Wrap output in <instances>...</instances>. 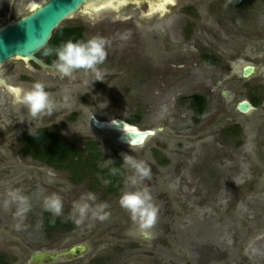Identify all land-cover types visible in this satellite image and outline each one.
<instances>
[{"label": "rangeland", "instance_id": "rangeland-1", "mask_svg": "<svg viewBox=\"0 0 264 264\" xmlns=\"http://www.w3.org/2000/svg\"><path fill=\"white\" fill-rule=\"evenodd\" d=\"M34 1L0 0V27L27 15ZM192 1L199 5L189 9L194 18L183 35L182 9ZM239 1L175 0L150 25L146 23L150 16H144L149 15L145 5L129 1L92 16L86 12L72 15L56 30L78 26L84 29L83 39L99 35L111 41L100 66L103 82L92 83L94 76L83 73L62 77L53 64L52 71L22 60L0 66V77L9 88L0 85V255L7 264H33V253L62 251L74 245H83L85 251L43 264H244V255L247 264H264V196L247 188L242 190L245 201L235 211L225 212L224 202L218 210V204H208L214 194L204 192L202 180L200 189L191 192L193 176L184 173L173 179L172 167L160 173L152 153L160 139L169 147L174 145L172 141L155 133L139 147L123 146L114 132L98 130L93 124L94 120L119 119L139 131H154L165 120L169 129H175L172 112L176 100L194 90L202 93L205 84L219 81L221 65L242 66L250 62V51L264 48V0ZM207 52L219 64L204 60ZM36 81L46 84L56 106L50 114L33 118L26 110H18L12 99L14 87H29ZM29 128L53 129L77 149L83 141L95 142L103 156L98 169L120 163L123 178L112 183L97 173L72 183L67 172L21 155L17 139ZM122 154L143 160L150 169L140 185L149 189L159 209L149 239L130 234V216L118 203L125 178L132 175L122 165ZM86 157L84 154L83 159ZM243 170L244 176L249 175L246 165ZM17 190L30 204L23 216H17L18 206L9 198ZM88 192L96 197L94 205H108L109 215L105 220L89 215L78 225L71 218L72 205ZM53 193L61 197L63 210L59 216L48 213L62 219V224H70V231L64 225L46 233L42 226L43 200ZM222 195L226 197L227 191ZM5 201H9L7 207ZM255 224L258 233L251 230Z\"/></svg>", "mask_w": 264, "mask_h": 264}, {"label": "flooded vegetation", "instance_id": "flooded-vegetation-1", "mask_svg": "<svg viewBox=\"0 0 264 264\" xmlns=\"http://www.w3.org/2000/svg\"><path fill=\"white\" fill-rule=\"evenodd\" d=\"M235 1L237 3L239 0ZM148 3L151 2L142 0L140 5H145L148 10ZM190 3L192 5L182 9L180 27L183 35L186 34L184 30L189 27L194 18L189 9L193 10L194 5H199L193 1ZM167 7L171 6L167 4ZM164 12L161 14L163 15ZM156 14L160 13L144 15L150 16L146 23H149ZM249 53L253 55L248 57L250 62L239 67L228 63L225 65L226 73L223 72L225 66L221 65L219 68L221 71L217 74L220 80L214 79L212 86L205 84L202 93L194 90L182 96L180 100H176L173 105L174 112H172V118L176 121L175 129H169L167 121L161 120L154 131L150 130L153 135L149 136L152 137L157 133L161 138L166 137V141L170 140L174 143L172 147H169L163 141L165 139H160L157 149L152 153L159 171L172 167L173 179L180 178L179 176L184 173L187 177L193 176L191 192L200 189L198 184L202 180L200 185H203L204 192L214 194L212 200L208 199V204H218V210H220V204L224 202L225 212L232 209L235 211L245 201L246 198H243L242 194L247 188L264 196V48L262 51L252 50ZM203 56L204 60L212 65L219 64L218 59L215 60V55L207 52ZM249 68L251 71L245 76V71ZM243 103L250 107L246 112H241L238 108ZM27 133L29 131L21 134L17 143ZM84 142L86 141L82 142L79 150L83 149ZM96 150L98 151L97 147ZM243 165L248 167L249 175L247 176H244L246 172L243 170ZM242 176L244 179L238 182L237 179ZM226 191L227 196L223 197L222 194H226ZM257 227V224L252 226V232L258 233ZM72 228L70 225V229L66 228V230L70 231ZM236 235L238 237L237 233ZM244 237L246 239V236ZM68 249L43 253H59ZM243 251L242 247L241 252ZM31 260L33 263L32 257ZM243 262L248 263L245 255ZM43 263L48 262L43 261L38 264Z\"/></svg>", "mask_w": 264, "mask_h": 264}, {"label": "clouds", "instance_id": "clouds-1", "mask_svg": "<svg viewBox=\"0 0 264 264\" xmlns=\"http://www.w3.org/2000/svg\"><path fill=\"white\" fill-rule=\"evenodd\" d=\"M110 43L111 41L105 37L93 35L83 40L69 39L55 49H46L43 54L55 55L53 66L62 77L71 78L76 73H83L94 76L92 83L103 82L104 70L100 66L106 60ZM45 89L46 84L39 81L33 82L29 87H14L12 103L18 107V110H26L27 114L33 118L41 114H50L56 102L51 93ZM81 107L86 106L81 105ZM29 134L34 135L35 129L29 128ZM107 161L113 163L111 160ZM122 165L130 169L132 175L126 176L125 190L121 192L118 203L130 216L133 225L130 234L149 239L153 236L152 229L156 225L159 209L153 202L149 189L140 185L144 178L149 177L150 169L143 160H137L128 154H122ZM118 171L119 169L113 167L111 174L115 175ZM9 198L18 206L17 216H23L29 210L28 197L20 191L10 192ZM95 200V195L88 192L83 194L79 201L73 203L71 218L76 224H81L89 215L100 220L108 218L109 213L106 211L108 205L104 203L94 205L92 202ZM8 203L9 201H5V207ZM43 207L56 216L61 215L63 210L61 197L55 193L45 197ZM16 227L19 228L20 225Z\"/></svg>", "mask_w": 264, "mask_h": 264}, {"label": "water", "instance_id": "water-1", "mask_svg": "<svg viewBox=\"0 0 264 264\" xmlns=\"http://www.w3.org/2000/svg\"><path fill=\"white\" fill-rule=\"evenodd\" d=\"M100 1L44 0L40 5L31 8L27 15L13 23L0 27V66L10 61L22 60L32 62L48 71L54 70L52 66L46 65L38 59L36 54L47 45L52 34L61 23L72 15L82 12L89 13L91 16L98 14L99 11L89 10L87 5H95ZM250 71V68L247 69L244 75L246 76ZM0 85L9 89L1 77ZM238 108L241 112H246L250 107L248 104L243 103ZM93 124L98 130L114 132L118 136L119 144L123 146L138 147L144 143L146 138L153 135L150 130L139 131L119 119L109 122L94 120ZM84 251L85 247L78 245L59 253H34L32 259L34 264L43 261L53 263L61 258L82 254Z\"/></svg>", "mask_w": 264, "mask_h": 264}, {"label": "trees", "instance_id": "trees-1", "mask_svg": "<svg viewBox=\"0 0 264 264\" xmlns=\"http://www.w3.org/2000/svg\"><path fill=\"white\" fill-rule=\"evenodd\" d=\"M83 36L84 29L78 26L56 30L47 45L36 54V57L47 65H51L55 60V55L45 56L43 53L46 49H55L69 39L83 40ZM19 145L22 156L45 164L56 171L67 172L70 181L74 184H79L97 173L102 174L104 180L112 183L124 176L120 163L109 165L102 170L98 169V163L101 162L103 156L96 150L94 142H84L83 149L79 150L65 138L55 134L53 129L36 130L34 135L27 133L20 140ZM84 154L87 155L86 159H83ZM113 167L119 169L115 175L111 174ZM64 225L67 224H62L60 218L51 217L45 210L42 226L46 233L57 231ZM67 229H70V224L67 225ZM0 264H7L3 255H0Z\"/></svg>", "mask_w": 264, "mask_h": 264}, {"label": "bare ground", "instance_id": "bare-ground-1", "mask_svg": "<svg viewBox=\"0 0 264 264\" xmlns=\"http://www.w3.org/2000/svg\"><path fill=\"white\" fill-rule=\"evenodd\" d=\"M44 0H37L35 3L30 6V8H35V6L40 5ZM100 1V0H99ZM126 1H132L135 5H139L142 0H101L97 4L93 5H87L89 7V10L92 11H100L101 9H117L118 7H121L125 5ZM148 13L149 15H153L154 12L162 13L165 9L167 4L173 3L174 0H148Z\"/></svg>", "mask_w": 264, "mask_h": 264}]
</instances>
